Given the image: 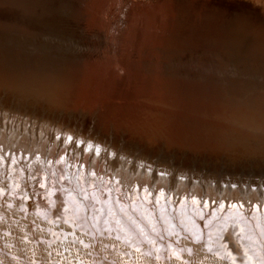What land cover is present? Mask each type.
<instances>
[{
	"label": "bare ground",
	"instance_id": "obj_1",
	"mask_svg": "<svg viewBox=\"0 0 264 264\" xmlns=\"http://www.w3.org/2000/svg\"><path fill=\"white\" fill-rule=\"evenodd\" d=\"M86 3L0 0V20L4 25L0 28V94L6 96L3 101L43 112L55 122L51 125L57 131L54 136L48 121L29 125V120H0V178L12 174L18 180L17 185L10 183L6 198L11 199V192L19 195V187L21 193H30L35 182L38 198L47 199L41 204L43 211L37 208L36 201H19L16 205V197L12 200L16 210L10 212L21 216H16L19 223L15 217L12 222L19 225L13 228L14 244L23 246L19 257L24 262L20 264H30L31 258L37 259L33 264H97L101 258L92 256L93 250L115 264H264V181L247 179L240 184L230 178L220 184L221 178L207 179L177 170L180 157H190L192 164L188 166H194L199 157L240 158L241 152L264 149V115L259 111L264 107L250 111L231 99L243 80L239 60L242 53L248 52L243 43L256 40L258 31L253 24L257 20L233 16L229 6L220 4H214V10L209 12L206 0H174L172 4L164 0L162 7L155 4L147 11L135 0H97L87 11ZM117 7L123 9L121 18L116 16ZM46 9L51 10L48 13ZM164 13L166 26L161 28L158 25ZM155 27L162 32L155 36L157 44L150 32ZM261 44L264 47V39ZM211 94L218 95L221 110L214 106ZM64 132L68 134L66 138L61 134ZM139 151L150 152L151 157L169 156L173 162L167 169L161 164L164 174H159L160 161L153 163L152 169L141 164L135 167V161L129 164L120 158L128 154L142 157ZM63 156L69 159L67 170H71V176L79 166L77 180L85 192L91 194L93 190V202H101L93 184L95 180L101 184L103 175L105 186L111 179H120V184L128 188L129 204L137 206L134 211L142 222L125 210L123 218L118 210L114 218L127 228L130 249L121 248L125 236L118 229L115 236L101 238L107 241L101 246L105 254H101L98 244L90 249L93 240L87 245L82 242L84 248L81 243L78 250L81 240H89L82 234L90 228L79 210L81 204L70 193H49L54 185L62 184ZM55 164L59 165V173ZM210 164L217 163L212 160ZM55 172L59 176L56 180L52 178ZM27 176L33 178L31 182ZM87 177L89 190L85 188ZM120 184L117 182V186ZM139 190L143 198L145 193L163 196L164 191L181 195L179 204L191 197L190 207L197 216L203 215V222H195L187 214L189 210L185 213L183 209L179 211V223L169 213L154 221L151 212L137 202ZM127 192L120 197L127 199ZM0 196H5L3 191ZM5 203L0 202V213L4 215L8 214ZM34 209L42 223L30 214ZM215 210H219V218L215 214V219L206 223L207 215ZM129 218L131 227L125 224ZM56 219L65 221L59 222L64 232L55 226L59 224ZM39 225L43 226L41 233ZM211 225L214 226L209 230ZM3 228L7 236L9 232ZM213 230H217L214 235ZM162 231L177 236L164 242L160 239ZM66 236L70 242L64 246L46 247L44 239L54 243ZM117 236H123L121 242H115ZM24 239L38 241L37 247L26 244ZM205 239L208 242L203 244ZM2 243L0 239L1 259L10 264L12 260Z\"/></svg>",
	"mask_w": 264,
	"mask_h": 264
},
{
	"label": "rangeland",
	"instance_id": "obj_2",
	"mask_svg": "<svg viewBox=\"0 0 264 264\" xmlns=\"http://www.w3.org/2000/svg\"><path fill=\"white\" fill-rule=\"evenodd\" d=\"M83 1L88 2V4L87 3L85 4L86 11L91 10V6L97 2V0H82V2ZM135 1L141 2L142 5H145V8H144L145 11H147V9L150 6H153L155 4L161 5L164 3V0H135ZM169 1L171 4L174 3V0H169ZM206 1L209 2V4H208V6L210 7L209 12H211V10H214V4H220V5H224L226 7L229 6V8L232 10L233 16L239 15V16H244V19L250 17V18H254L257 20V23L253 24V25H256L254 27H256L255 29H256V31H258V32H256V35H255V36H257L256 40L252 43L246 42V41L243 43L244 49H245L244 51H248L247 53H242V56H241L242 59L239 60V64H241V68H242L243 80L241 81V84H239V86L236 87L237 90L234 92V95L231 97V99H232V102L234 104L238 103L244 109H247L250 111H252V109L256 110V109L260 108L261 106L264 107V49H263L264 47H262V44H261V40L264 39V0H206ZM162 6L163 5H161V7ZM0 9H2L1 5H0ZM50 10L46 9V12L49 13ZM115 11L117 14L116 16L118 18H121L124 15V14L122 15V12H123L122 8L118 9V7H117ZM53 12H56V11L53 10ZM230 13H231V11H230ZM84 14L85 13L81 14V16H83ZM86 18L87 17H85V21L87 20ZM160 21H162L163 23L159 22L158 26L161 28H164L166 26V23L164 22V21H166V14L165 13H164V16L160 18ZM2 26H4V25H2V21L0 20V28H2ZM9 27H11V26H9ZM13 27H16V26L13 25ZM150 32H151V37H153V39L155 41V42L154 41L153 42L157 44L158 40H155V36L158 37L162 33L161 30L158 29L157 27H155L154 29H151ZM144 54H145V52H144ZM148 56L149 55H146V57H148ZM230 92L233 93V90H231ZM11 96H13V95H11ZM5 98H6V96H4L1 93L0 94V120L1 121L10 122V121L16 120V121L23 122V121L29 120V123H30L29 125H31V123H33V122H35L36 125H39L40 123H46L48 121L50 123V124L46 123V124H48V128H50V131L54 134V136H57V131L52 127V125H55V122L51 121L50 119H47L46 115H44L43 112H37V111L31 110L29 108L25 109V107L18 106L16 103H13V102L7 101L8 103H5V101H3ZM211 98H213L215 100L214 106H216V107L218 106V109L221 110L222 106L219 107L218 101L216 100V99H218V95L211 94ZM260 100H263V102H262L263 105L258 104V103H260ZM28 110H31V111H28ZM259 111L261 114L263 113V115H264V110H262L263 112L261 111V109ZM256 113L259 114L258 111ZM212 119L214 121H217V120L219 121V119H217V118H212ZM42 120H45V121H42ZM37 122H40V123H37ZM44 128H45V126H44ZM61 134L65 138L68 135V134H65V132L61 133ZM61 134H60L59 138L61 137ZM72 137H75L74 133H72ZM69 138H71V137H69ZM79 139H82V138H79ZM71 140H72V138H71ZM89 142H92V141H89ZM139 152L141 153V155L139 153H138V155L142 156V157H137V158L136 157H129V154H128V156L124 155L120 158L123 159L124 161L127 160V162L129 164H132V161H135V167H139L141 165H147V166H152L153 167L152 169H155V165H153V163L160 161V164L157 166V168L160 167V169L158 171L159 174H164L162 171L164 169H161V167H162L161 164H164L163 167H166V169H167L171 166V162H173V160L169 156L151 157L152 154L150 152H146V151H139ZM241 153L242 154L238 155V156H240V158H238V157H213V158L212 157H201V159H200V157H199L198 161L196 159H195L196 162L194 161L196 163L195 164L196 166L195 165L194 166L193 165L188 166V164H192V163H189L190 157H180L178 160L179 162H177V165L181 161V163H180L181 166L179 164L177 166V170L180 173L182 172L184 174H189V175L194 174V175H196V177H198L201 174L200 177L202 176V177H205L207 179L212 178V179L217 180V179L221 178V180L219 179L220 184H222L224 181H226L230 178H232L233 180H238L240 184L242 183V181H247V179L248 180L256 179L257 181H261V180L264 181V149L258 147V148H255L253 150L247 151L245 153L244 152H241ZM63 157H64L63 158V164H61V165H63V172L62 173L65 174V176L61 179L62 184L61 185H58V184L54 185L53 190H51V192H49V193H52V191H58V190L64 192L66 196H68L70 193L73 196L74 200L78 204H81V206H79V210L81 209V211L83 212L85 218L88 221V224L90 225V228L88 229V231L86 233L82 234L83 238H89V240L88 241L87 240H83V241L81 240V242L79 244H77L78 250H79L80 244L82 242H84V244L87 245V244H89V242H91V240H93V241H92V244H89L90 249H93V247L97 248V244H98L99 248L101 250H103V248H101V246L102 245L104 246L107 244V241H105V240H107V236H109V234H113V236H115V232L117 233L118 229L120 231H123L125 238H123V236L122 237L117 236V240H115V242H121V238H123V240H125V242L123 244H121V248L130 249L131 244H130V239H129L127 228L122 225V223L118 220V218H114V213L116 210L122 212L120 215L122 218L124 217L123 214H124V210H125V211L131 213V215L134 216V218L137 220V222H140V223L142 222V221H140V217H138L136 212L134 211V209L137 206H131V204H129V202H131V193L128 191V188H124L125 184H120V183H122L120 179L119 180L117 179V181L111 179V182H109V184H107V186H105V176L103 175V178H101V184H99V182H97V180H95V184H93V186H95V188H97V194H99V198H97V200H101V202H93V198H91V194H93V190H91V194H89V192H85V190H83V188H81V184H79V180H77V174H79V170H80L79 166L77 167V172H75V176H71V170H67V162H69V159L67 158V156L66 157L63 156ZM202 158H204L205 160ZM212 160L216 161L217 164H210V162ZM217 160H218V162H217ZM206 162H207V164H206ZM212 163H214V162H212ZM250 164H251V166H250ZM54 166L58 167L57 172L59 173V171H58L59 165L55 164ZM198 166L199 167L203 166V167L199 168ZM197 167H198V169H197ZM71 168H73L72 163H71ZM204 169L206 171H204ZM27 170H29V169H27ZM166 171H168V170H166ZM52 172H54L53 169H52ZM168 172H170V171H168ZM203 172H204V174H203ZM214 173H216V174H214ZM58 177L59 176H57L56 172L52 173V178L54 180H56L55 178H58ZM178 177L181 180L185 179L182 176H178ZM27 178H28V180H30V182L33 179V178L28 177V176H27ZM205 178H204V180H205ZM222 178H224V179H222ZM73 180H75V184H73ZM87 180H88V177L85 180V188H87V186H89V184H87ZM47 181H49L48 177H47ZM117 182H119L120 186H117ZM210 182H212L213 185L217 184V182L214 180H211ZM10 183L14 184V185L18 184V180L13 179L12 174H8L5 177L3 175L0 178V186L2 185V187H0V192L3 191V193L5 194V196H3V198H5V200L3 198H1V196H0V202H2V201H4V203L6 202L5 208L8 209L7 210L8 214L10 213L12 215V218L9 219L8 214L4 215V214L0 213V224L2 227V229L0 228V239L3 241L2 247L4 245V247L8 250V252L6 251L7 252L6 256L8 258H10V260H12V262L10 264H20L21 262H24V259L22 257H19V255H20L19 249L23 248V246L21 245L22 243L20 244L21 247L20 246L16 247L14 244L15 235L13 233L15 232V230L13 228L18 227L19 225L17 223L15 224L12 222L15 220L19 223L20 222V221H18L19 219L17 220L16 218L17 217L21 218V216L17 215L16 213L14 214V213L10 212V210L11 211L16 210L14 207L15 204H13L12 200L16 197L15 198L16 205L19 201L20 202L24 201V203L27 202V204L33 203L34 201H36L37 202L36 203L37 208H39V210L43 211L42 208H44V206H41V204L43 202L45 203V200H47V199L45 198V200H41V197L38 198L40 192H38L36 190L37 184H35V182L34 183L32 182V184H31L32 187H31L30 193H28L26 191L25 192L22 191L23 193H21L22 188L19 187L20 190L19 191L17 190V194H19V195L14 196L13 192H11V194L8 195L11 197V199L6 198L7 197L6 189L8 187L10 188ZM4 184H5V189L3 190ZM33 184H35V186H33ZM22 186H23V190H27L26 187H24V185H22ZM101 186H103V188H101ZM252 188L256 189L257 187L252 186ZM87 190H89V188H87ZM119 192H121V193H119ZM125 192H127V194H129V196H127L128 197L127 199H122V197H120V195L126 196ZM169 193H170L169 191H164V193H162L163 196H161V194H158L155 196L154 193H150V194L145 193V198H143V196H141V191L139 190V192L137 193V202H139L142 206L147 208L149 210V212H151V219H153L154 221H160L163 217L166 216V213H169L171 216L175 215L177 217V223H179L178 217H179L180 209H183V211H185V213H186V211L189 210V212H187V214L189 215V217H192L195 222H196V220L202 219L201 217H203V215L199 214V216H197V213L195 212V210H193V207H190L191 204H189V198H191V197H189V198L187 197V200H185V204H179V200H181V197H179V196H181V195L174 196L173 194H169ZM27 194H29V195H27ZM31 194L34 196H35V194H37V196L30 197ZM85 194H87V196H85ZM97 194H95V196H97ZM45 196H47V194ZM83 196H85V198H83ZM17 198H19V200H17ZM35 198H37V200H35ZM8 199H9V201L7 202ZM47 203L49 204V202H47ZM215 204H217V202H215ZM87 205H88V207L86 208ZM24 208L26 210L24 212H27L28 208H26V207H24ZM45 208H46V206H45ZM65 208L66 207L64 206V210H65ZM99 208H101V210H99ZM39 210L36 211L37 214H38ZM18 211L23 213V210L20 211V209H19ZM30 214L33 215L34 219L38 220L39 223L41 222V218H37V216H35V209L33 211H31ZM146 214H147V212H146ZM215 214H217V218H219V210L218 211L215 210V212H211V214L209 213L207 215V219H209V220H207L206 223L209 224L213 219H215ZM226 214H227V212H225V215ZM5 217H7V218H5ZM14 217H15V219H14ZM113 218L118 224L116 227L113 225V220H112ZM204 220H206V219H204ZM215 221L217 222V220H215ZM221 221H223V220H221ZM56 222H58V223L60 222V223L65 224V221H63L62 219H56ZM201 222H203V220H201ZM60 223L56 224L55 226L60 228ZM125 224L127 227H131L132 226L131 219L129 218L127 220V222H125ZM133 224L135 225V223H133ZM2 225H4V226H2ZM214 225H215V223H214ZM214 225H211L209 230H211V228H213ZM180 226L177 225V227L176 226L175 227L180 228ZM3 227L7 228V232H9V234H7V236H5L4 231H1V230H5ZM175 227L173 226L172 229H175ZM60 229H59V231L64 232L62 228H60ZM38 231H39L38 233H41L43 231V226L40 227V225H39ZM213 231H214L213 235L215 233H217V230H213ZM93 233H95V234H93ZM161 233H162L161 235L163 236V238H160V239H162L164 242H166L168 239L174 240L177 236L176 233H171V232L168 233V232L162 231ZM101 238H105V240H102ZM41 239L39 238L38 240H41ZM44 240H46V244H47L46 247H48V248H50L51 246L52 247H59L60 245L64 246L66 243L70 242V240L67 238V236L64 237L63 240H61L60 242L56 241V242L52 243V241H49L47 238ZM242 240H243V238H242ZM23 241L26 242V239H24ZM32 242L27 241L26 244H28V245L33 244L36 248L38 241L36 242V240H33ZM206 242H208V241H206V239H205L203 244L204 243L206 244ZM9 244H11V246H9ZM39 244H42L41 241L39 242ZM84 244L82 245L83 248H84ZM109 244H111V240H109ZM23 250L25 251V249H23ZM73 251L75 252V249ZM107 252H109V250H107ZM0 253H3V250L1 248H0ZM66 253L67 252H65L63 254L64 257H66L65 256ZM101 254H105V250H103V252H101ZM209 254L211 255V253H209ZM59 255H62V253H59ZM91 255L95 256V258H101V260H99V262H97V264H105V262H109V264H115V262H113V260H107V258H105V256H99V252H95V250H93V254H91ZM1 256L2 255L0 254V263L1 264H7L6 259H4V258L1 259ZM27 257H29V256H27ZM70 259L72 260V258L68 257V260H70ZM4 260H5V262H4ZM59 260H60V258H59ZM117 260H119V258H117ZM28 261H30V264H33L34 262H37V259L31 258V260L28 259ZM133 264H135V263H133Z\"/></svg>",
	"mask_w": 264,
	"mask_h": 264
},
{
	"label": "water",
	"instance_id": "obj_3",
	"mask_svg": "<svg viewBox=\"0 0 264 264\" xmlns=\"http://www.w3.org/2000/svg\"><path fill=\"white\" fill-rule=\"evenodd\" d=\"M22 188V187H21ZM28 195V194H27ZM70 226V225H69ZM71 227V226H70ZM77 227V226H76ZM74 229V228H73ZM78 229V228H77Z\"/></svg>",
	"mask_w": 264,
	"mask_h": 264
}]
</instances>
